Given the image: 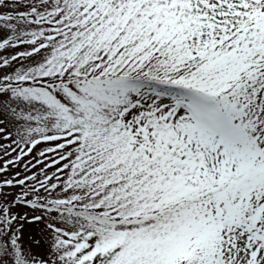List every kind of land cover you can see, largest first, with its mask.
I'll use <instances>...</instances> for the list:
<instances>
[{
  "label": "snow or ice",
  "instance_id": "6c2138e0",
  "mask_svg": "<svg viewBox=\"0 0 264 264\" xmlns=\"http://www.w3.org/2000/svg\"><path fill=\"white\" fill-rule=\"evenodd\" d=\"M0 264H264V0H0Z\"/></svg>",
  "mask_w": 264,
  "mask_h": 264
}]
</instances>
